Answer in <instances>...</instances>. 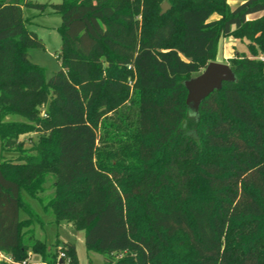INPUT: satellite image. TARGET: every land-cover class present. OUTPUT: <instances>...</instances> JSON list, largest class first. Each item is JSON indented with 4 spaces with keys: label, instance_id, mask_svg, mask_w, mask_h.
Returning a JSON list of instances; mask_svg holds the SVG:
<instances>
[{
    "label": "trees",
    "instance_id": "trees-1",
    "mask_svg": "<svg viewBox=\"0 0 264 264\" xmlns=\"http://www.w3.org/2000/svg\"><path fill=\"white\" fill-rule=\"evenodd\" d=\"M27 8L61 16V68L48 79L29 57L44 44ZM226 37L248 53L230 59L236 82L194 115L184 83ZM260 56L264 0H0V257L79 264L75 244L35 236L44 222L28 197L105 264H264ZM33 133L27 148L20 138Z\"/></svg>",
    "mask_w": 264,
    "mask_h": 264
},
{
    "label": "rangeland",
    "instance_id": "rangeland-1",
    "mask_svg": "<svg viewBox=\"0 0 264 264\" xmlns=\"http://www.w3.org/2000/svg\"><path fill=\"white\" fill-rule=\"evenodd\" d=\"M34 3L38 4H60L62 0H31ZM247 0H228V4L231 8H236L239 4ZM236 2V3H234ZM166 3L171 10V5L168 2H161L157 6L156 12L160 10L161 7ZM153 5V6H154ZM168 10V11H169ZM24 14L27 18H30L28 23V28L34 32L38 38L44 44V48L41 49H31L29 51V57L32 63L42 67L45 70V75L47 79L55 74L61 68V61L58 56L62 48V38L58 32V27L61 24V16L59 14L53 13L49 8H45V12L42 13L39 9H24ZM261 14L251 15L250 18H255ZM217 16H214L213 19H216ZM240 53H248V48L246 42H241L233 37H226L219 41L218 54L216 57V62L225 63L229 65L230 59L240 55ZM198 76V75H197ZM5 121H25L22 117L17 115H10L5 118ZM40 136L38 134H29L21 136V140L25 143L26 147L29 148L38 143ZM6 159H14L17 157V153H5L3 154ZM1 153V141H0V162L2 160ZM54 189L52 183L49 181L46 184V190L41 194V198L47 201L49 197L53 194ZM31 207L42 216L44 225L42 228L44 232L40 231V225L32 226L33 229H37L35 236L43 241H46L47 244L53 245L56 243V239H59L61 242L73 243L77 249V255L79 259V264H105L104 257L98 252L88 251L85 245L84 233L76 231L72 225L69 226L67 223H62L60 225L55 224L54 217L52 213L48 210H43L41 204L37 200L25 198ZM22 218H25L23 213L21 214ZM47 223V224H45ZM127 254L122 253L119 257H123ZM29 262L22 264H42L40 257L38 255H29ZM3 258L0 259V264H10Z\"/></svg>",
    "mask_w": 264,
    "mask_h": 264
},
{
    "label": "water",
    "instance_id": "water-1",
    "mask_svg": "<svg viewBox=\"0 0 264 264\" xmlns=\"http://www.w3.org/2000/svg\"><path fill=\"white\" fill-rule=\"evenodd\" d=\"M169 6L164 3L161 14H165ZM236 82V76L231 67L225 63L210 62L201 74L185 81L188 91L186 104L189 112L196 115L201 103L213 92L222 89L224 83Z\"/></svg>",
    "mask_w": 264,
    "mask_h": 264
},
{
    "label": "built area",
    "instance_id": "built-area-1",
    "mask_svg": "<svg viewBox=\"0 0 264 264\" xmlns=\"http://www.w3.org/2000/svg\"><path fill=\"white\" fill-rule=\"evenodd\" d=\"M259 59L264 62V56H260ZM65 259H66L65 253H61L58 257L59 264H69V261H65Z\"/></svg>",
    "mask_w": 264,
    "mask_h": 264
},
{
    "label": "crops",
    "instance_id": "crops-1",
    "mask_svg": "<svg viewBox=\"0 0 264 264\" xmlns=\"http://www.w3.org/2000/svg\"><path fill=\"white\" fill-rule=\"evenodd\" d=\"M234 3H236V2H234ZM37 214H38V213H37ZM23 215H24L25 218H22V219H26L27 216H26L24 213H23ZM38 215L42 218V216H41L40 214H38ZM52 222H54V221H51L50 223H52ZM45 224H47V223H45ZM55 224H56V223H55ZM68 225L71 226L70 224H68ZM39 228H40V231H41V232H44V229H45V228H42V226H39ZM36 230H37V229L35 228V229H34V232H35V233H36ZM65 243H66V242H65ZM1 258L7 260L4 256H1L0 259H1Z\"/></svg>",
    "mask_w": 264,
    "mask_h": 264
}]
</instances>
